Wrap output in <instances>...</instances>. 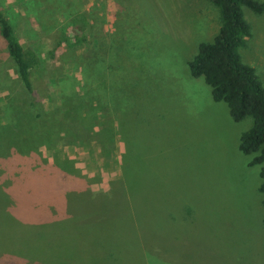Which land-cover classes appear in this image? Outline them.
I'll return each mask as SVG.
<instances>
[{"label":"rangeland","instance_id":"obj_1","mask_svg":"<svg viewBox=\"0 0 264 264\" xmlns=\"http://www.w3.org/2000/svg\"><path fill=\"white\" fill-rule=\"evenodd\" d=\"M0 11L40 58L29 93L0 36V264H132L135 254L92 238L130 234L132 220L144 235L157 217L165 221L160 244H180L179 264H264V162L252 163L255 154L239 149L252 119L233 120L187 64L218 32L210 0H0ZM242 11L250 35L240 58L264 83V12ZM110 105L115 133L130 140L125 153L138 154L123 158L125 169L143 168L130 180L115 178L112 188L109 159L92 144L86 155L78 149L98 136L96 123L108 133ZM150 183L166 189L171 205L154 208L156 190L138 188ZM83 185L91 198L111 188L109 215H124L116 223L106 217L96 234L93 225L82 228L87 244L76 246L63 230L72 223L66 198ZM123 199L129 207L121 210L116 202ZM146 261L164 264L154 254Z\"/></svg>","mask_w":264,"mask_h":264},{"label":"trees","instance_id":"obj_2","mask_svg":"<svg viewBox=\"0 0 264 264\" xmlns=\"http://www.w3.org/2000/svg\"><path fill=\"white\" fill-rule=\"evenodd\" d=\"M210 1L218 8L220 26L218 32L211 41L198 44L196 53L187 62L188 68L193 77L203 78L204 82L209 86L212 98L215 101H224L227 104L230 116L233 120H241L247 116L251 117L252 125L240 135L239 149L245 154H255L252 158V163H263L264 83H261L255 69L251 65L242 62L239 48L245 45L246 38L250 35V26L244 18L242 6H246L256 13H262L264 12V1ZM85 24L86 22L84 18H82V22L78 25V28H81L82 25L84 27ZM0 36L4 40L6 51L16 67L20 82L26 91L31 93L32 83L30 71L34 66H37L40 58L34 50L23 47L16 37L12 23L2 11H0ZM74 38L75 41L79 42L80 40H84V35H77L74 33ZM95 90L98 92L97 88H95ZM106 92L110 94L111 90H107ZM57 96L60 103L66 101L60 93ZM65 99H67V97H65ZM259 175L262 178L259 189L264 193V165L261 166ZM111 188L108 195L104 194L102 195L104 197L101 198H96L98 195L91 198L88 190L68 192L67 197L69 198H66L67 218H65V220H71L72 223L67 225L63 230L69 232L70 236H81V240L79 241L71 239L69 236V240L75 245L81 243V241L87 244L83 234L80 232L82 228L93 225L92 232L96 234L97 230L100 231L98 228L100 223H109V220L114 219L115 216L124 215L122 211H116V215H109L108 209L114 204V196L110 193ZM62 196H64V194H62ZM125 198H127L126 194ZM153 206L157 209L156 204ZM116 207L123 210L125 207H129V205H127L125 199H123L116 202ZM170 209L172 210V208ZM99 216L101 219H99ZM106 217H108L109 220L102 221ZM119 220L121 219L115 218V223ZM159 220L160 218L158 217L156 219H150L149 222L152 223L150 224L151 228L147 230L144 235L143 231H140L136 227L135 221L132 220L133 227L130 234L126 235L121 232L118 235H109L104 233L97 236L94 235L92 240L96 242V244L99 241V243L103 245L115 244L120 247L117 248L118 250L116 251L122 250V254L125 249L126 252L135 254L136 257L130 261L132 264H148L146 261L147 257L153 256V254L154 257L158 256L157 253L150 252V248L157 243L159 245L161 242L158 229L165 228V221L164 217L158 223ZM167 222H169V227L173 226V220L169 219ZM44 229H42V231H45ZM147 233L149 234L147 235ZM139 238H141V241ZM118 240H123L125 243L120 244ZM93 241H91L90 245H92ZM143 249L146 253H143ZM107 262L108 261H97V264H107Z\"/></svg>","mask_w":264,"mask_h":264},{"label":"crops","instance_id":"obj_3","mask_svg":"<svg viewBox=\"0 0 264 264\" xmlns=\"http://www.w3.org/2000/svg\"><path fill=\"white\" fill-rule=\"evenodd\" d=\"M111 104V103H110ZM110 114H109V128H108V133L101 131L100 125L96 123L95 125V131L98 133V136H94L93 140H90L89 142L84 141L83 143L80 142L78 145V149L80 150L83 155H86L85 151L88 152V144H92V152L95 153L99 158L104 157L109 159V168L112 169L113 171V177L111 178V184L112 181L116 178H121L123 179L122 176H124L127 180H130V175L132 173H138L140 172V169H143L142 167L139 168H130L129 170H126L124 167V162L123 158L125 157H130L132 159H136L138 154H135L133 151H129L125 153V148L127 144L130 142L128 138H124L123 136L119 137L117 133H115V127L117 126V121H115V112H114V107L110 105ZM102 116V113L100 112L99 114ZM118 114L116 113V116ZM108 141V145H107ZM71 149H74V145H69ZM136 169V170H134ZM150 170V179L155 180L154 176L157 178L156 171H151ZM93 173H89L91 175ZM154 175V176H153ZM125 179V180H126ZM153 182V181H151ZM153 188L156 190V194L154 195L152 191H150V194L152 198L154 199L152 204H161V203H166L167 205H171L170 201L172 200L166 193V189L164 187H159L158 185L151 184L150 185H139L138 188H143L147 190L148 188ZM77 189L80 190H88L86 185L79 186ZM45 220H48V218H44ZM172 231H175L174 236L178 233V229L175 228V225L172 227ZM177 232V233H176ZM171 236V234L165 235L164 237L168 238ZM163 243L159 244L157 247L151 246L150 252L152 253H158V256L156 258L158 259L159 262H162L164 264H179V249H180V244L175 241L172 243V241L165 239L162 240ZM143 253H146V251L143 249ZM163 253V254H162Z\"/></svg>","mask_w":264,"mask_h":264}]
</instances>
